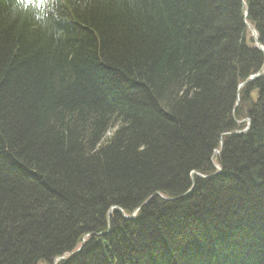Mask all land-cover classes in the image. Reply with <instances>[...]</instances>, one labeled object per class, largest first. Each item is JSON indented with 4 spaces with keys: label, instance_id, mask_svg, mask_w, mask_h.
<instances>
[{
    "label": "trees",
    "instance_id": "16d2710c",
    "mask_svg": "<svg viewBox=\"0 0 264 264\" xmlns=\"http://www.w3.org/2000/svg\"><path fill=\"white\" fill-rule=\"evenodd\" d=\"M246 22L264 47V0H0V264H264Z\"/></svg>",
    "mask_w": 264,
    "mask_h": 264
},
{
    "label": "water",
    "instance_id": "95a60500",
    "mask_svg": "<svg viewBox=\"0 0 264 264\" xmlns=\"http://www.w3.org/2000/svg\"><path fill=\"white\" fill-rule=\"evenodd\" d=\"M245 14H246V10H245ZM246 25L248 26L249 30H250L251 33H252V37H253V39H254V41H255V44H256L257 49H258L259 51H261V52L263 53V55H264V48H263L262 45L257 41L256 31L254 30V28H253L249 23H246ZM263 71H264V62H263V65H262V67H261L260 70H258L256 73H254L253 75H251V76L249 77V79H245L244 81L240 82V84L238 85V87H241V86L245 85V84L248 82V80H254V79H256L257 77H259V76L262 74ZM236 103H238V100L236 101ZM245 120H247V123H249V121H248L247 118H246ZM232 133L234 134V133H236V131H233ZM215 153H218V151H215L214 154H215ZM219 171H220V168L217 169V172H219ZM198 176H201V175H198ZM80 248H81V247H79L77 250L71 252V254H74L75 252H77L78 250H80ZM65 258H66V257L63 256V255H62V256H57V257L52 261V264H56L57 261L64 260Z\"/></svg>",
    "mask_w": 264,
    "mask_h": 264
},
{
    "label": "bare ground",
    "instance_id": "6f19581e",
    "mask_svg": "<svg viewBox=\"0 0 264 264\" xmlns=\"http://www.w3.org/2000/svg\"><path fill=\"white\" fill-rule=\"evenodd\" d=\"M238 100V98L236 99V101ZM247 130V129H246ZM236 133H237V131H236ZM233 135V133L232 132H223L220 136L221 137H223V136H232ZM218 168H220V171L219 172H221V170H222V168H221V166L220 165H218V164H216V167H215V171L214 172H212L213 174H215V173H219V172H216L217 171V169ZM196 175L198 176V175H201L200 177H205V176H208L209 174H207V175H202V174H197L196 173ZM187 190H189V188L187 189ZM187 193H188V191H187ZM185 194V193H184ZM157 195L160 197V198H163V199H166V200H168V199H175V198H179V196H173V197H165V196H163L162 194H160V193H158L157 192Z\"/></svg>",
    "mask_w": 264,
    "mask_h": 264
},
{
    "label": "rangeland",
    "instance_id": "374dc122",
    "mask_svg": "<svg viewBox=\"0 0 264 264\" xmlns=\"http://www.w3.org/2000/svg\"><path fill=\"white\" fill-rule=\"evenodd\" d=\"M215 167H216V166H214V168H215ZM212 174H213V173H212ZM134 212H135V210L131 213V215L134 214ZM131 215H130V216H131ZM130 216H129V217H130ZM81 245H82V244H81ZM81 245H80V246H81Z\"/></svg>",
    "mask_w": 264,
    "mask_h": 264
},
{
    "label": "clouds",
    "instance_id": "9594fccd",
    "mask_svg": "<svg viewBox=\"0 0 264 264\" xmlns=\"http://www.w3.org/2000/svg\"><path fill=\"white\" fill-rule=\"evenodd\" d=\"M36 2H42V0H36ZM137 210V209H136Z\"/></svg>",
    "mask_w": 264,
    "mask_h": 264
},
{
    "label": "snow or ice",
    "instance_id": "6c2138e0",
    "mask_svg": "<svg viewBox=\"0 0 264 264\" xmlns=\"http://www.w3.org/2000/svg\"><path fill=\"white\" fill-rule=\"evenodd\" d=\"M29 3H31V0H29Z\"/></svg>",
    "mask_w": 264,
    "mask_h": 264
}]
</instances>
